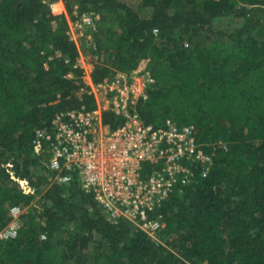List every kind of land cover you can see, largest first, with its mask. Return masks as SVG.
<instances>
[{"label": "trees", "instance_id": "16d2710c", "mask_svg": "<svg viewBox=\"0 0 264 264\" xmlns=\"http://www.w3.org/2000/svg\"><path fill=\"white\" fill-rule=\"evenodd\" d=\"M62 2L71 17H97L94 83L148 59L155 82L138 111L155 127L194 125L213 160L164 202L157 239L111 222L77 181L54 183L35 131L94 97L65 15L45 0H0V230L12 205L25 210L18 235L0 237V264H264V0ZM219 17L239 23L218 30Z\"/></svg>", "mask_w": 264, "mask_h": 264}, {"label": "built area", "instance_id": "2783aa9c", "mask_svg": "<svg viewBox=\"0 0 264 264\" xmlns=\"http://www.w3.org/2000/svg\"><path fill=\"white\" fill-rule=\"evenodd\" d=\"M64 15L68 35L80 50L81 40H92L97 17L92 13L71 17L67 11ZM79 66L87 92L94 97L93 107L82 104L61 112L47 127L36 129L35 152L44 157L54 183L77 181L106 210L111 222L127 219L157 239L165 226L164 202L195 183L198 176L207 177L213 157L197 142L194 125L179 127L166 119L155 127L138 111L139 102L155 82L148 59L99 84L92 80L91 64L87 68L79 62ZM107 111L124 122L111 128L104 121ZM24 211L19 205L9 208L11 219L0 230L1 238L18 235ZM41 239H46L45 233Z\"/></svg>", "mask_w": 264, "mask_h": 264}, {"label": "rangeland", "instance_id": "374dc122", "mask_svg": "<svg viewBox=\"0 0 264 264\" xmlns=\"http://www.w3.org/2000/svg\"><path fill=\"white\" fill-rule=\"evenodd\" d=\"M45 1L50 6L51 11L54 14H64L65 13V12L59 13V11H57L61 9L60 7L61 5L59 4L60 0H45ZM237 23H239V19H235L231 17H219L213 20V25L218 30H232L233 26ZM79 45H80L79 62L81 64H84L85 67L87 66L88 68V66L91 64L90 61H92L91 57L89 56V49H88L89 43L87 39L84 38L83 40L80 41ZM81 57H83V60L85 61L84 63L83 61H81L82 60Z\"/></svg>", "mask_w": 264, "mask_h": 264}, {"label": "crops", "instance_id": "0c3cea01", "mask_svg": "<svg viewBox=\"0 0 264 264\" xmlns=\"http://www.w3.org/2000/svg\"><path fill=\"white\" fill-rule=\"evenodd\" d=\"M59 4L61 5V6H60L61 9L59 10V13H64V12H66V9H65V7H64V4H63L62 0H60ZM81 59H82L81 61L85 62V61L83 60V57H81Z\"/></svg>", "mask_w": 264, "mask_h": 264}]
</instances>
